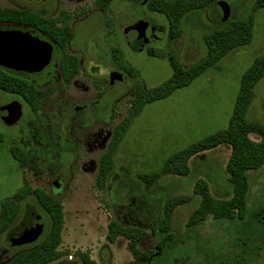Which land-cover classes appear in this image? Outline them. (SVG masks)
I'll list each match as a JSON object with an SVG mask.
<instances>
[{"label":"rangeland","instance_id":"obj_1","mask_svg":"<svg viewBox=\"0 0 264 264\" xmlns=\"http://www.w3.org/2000/svg\"><path fill=\"white\" fill-rule=\"evenodd\" d=\"M219 1L228 5V19H240L250 13L254 0ZM148 3L112 0L103 10L96 0H0V9L44 8L55 16L64 11L71 28L66 52L79 63V72L69 83L57 67L59 50L47 70L20 73L36 87L51 89L36 111L30 110L22 97L0 90V107L20 104L15 120L0 113V215L2 201L19 204L15 218L0 233V264H8L17 251L40 242L49 231L50 218L33 191L23 199L16 196L27 185L52 193L62 204L59 249L70 255L49 264H82L77 251L86 252L97 264H136L125 237L118 236L113 243L106 240L108 223L114 219L143 229L146 234L139 249L155 251L158 236L151 229L156 214L166 199L186 196L189 200L175 206L170 218L171 231L181 244L172 243L162 255L153 257L151 264H264V212L257 215L264 199V163L247 172L244 218L209 216L190 230L185 229V223L200 202L193 192L197 179L207 182L214 197L231 196L225 170L230 146L222 144L202 152V157L191 158L187 175L164 173L151 182L145 177L159 171L173 153L227 126L241 76L264 54V8L252 12L249 43L226 53L187 86L143 106L113 154L109 176L99 184L100 158L114 127L129 115L137 82L146 90L164 82L173 71L170 56L185 68L202 60L207 55L204 36L224 10L218 4L215 9L184 15L178 36L170 39L165 16L151 10ZM13 26L0 24V28L35 32ZM114 49L120 50L124 65L132 67L134 75L122 69L112 54ZM113 72L121 73L122 80L111 82ZM246 118L264 123V75L254 86ZM249 137L259 139L255 134ZM49 142L56 149L51 153L45 151ZM12 147L24 152V165L12 156ZM36 216L43 220L40 237L33 243L14 244Z\"/></svg>","mask_w":264,"mask_h":264},{"label":"trees","instance_id":"obj_2","mask_svg":"<svg viewBox=\"0 0 264 264\" xmlns=\"http://www.w3.org/2000/svg\"><path fill=\"white\" fill-rule=\"evenodd\" d=\"M112 0H97L98 5L106 10ZM219 0H152L151 8L163 14L168 24V37L173 39L180 32L181 20L188 13H201L211 7L217 8ZM264 8V0H254L250 7V13L240 19L216 17L214 26L204 36L207 55L197 63L184 67L173 56L168 58L172 74L158 86L146 90L140 82L134 88V97L131 101L129 115L121 121L112 132L108 148L100 158L98 169V181L102 185L109 176L113 167V154L129 127L131 120L149 102L159 100L170 95L175 89L187 86L206 69L216 63L229 51L250 42L253 31L254 17L252 12ZM222 17V19H221ZM62 24L46 18L28 9L5 8L0 9V23L27 25L46 33L55 40L61 50L58 62L59 72L65 83H69L79 70L78 60L74 55L66 52V45L71 36V28L68 25V16H62ZM151 53V51H149ZM113 56L122 69L130 75L135 70L125 66L119 49L112 51ZM264 75V54L254 59L253 63L243 73L240 79L239 92L236 96L232 113L225 128L219 129L203 138L193 142L187 147L173 153L163 162L159 171L145 174L146 181L151 182L160 174L187 175L190 172L188 161L196 156L202 157V152L216 148L222 144L230 146V155L225 165L226 181L231 188L229 198L220 199L210 193L207 182L199 178L194 184L193 192L200 196L198 206L189 215L185 229L190 230L201 224L211 216L213 219H242L246 213V194L248 192L249 170H255L264 163V123L246 118V111L251 101L255 84ZM52 88V87H51ZM0 90L22 97L30 110L36 111L40 101L49 91L47 88H38L20 73L0 67ZM249 134H255L258 140H253ZM12 156L19 165L26 163L24 152L18 148H11ZM145 180V179H144ZM33 191L37 202L50 218V228L47 235L38 243L17 251L8 264H49L63 256H68L69 251L59 249L61 244V230L63 227V211L61 201L41 189H31L28 185L16 192L18 198H25ZM189 197H171L164 201L161 211L156 214V224L152 227V234L156 233L158 240L156 250H140L138 243L146 232L135 225H123L117 220L108 223L106 240L113 243L118 236L127 239V248L136 264H151L153 257L160 256L165 249L176 241V237L170 228L171 213L175 206L186 203ZM2 213L0 215V233L11 224L15 218L19 204L15 200L2 201ZM264 212L263 205L257 215ZM82 264H97L86 252L77 251Z\"/></svg>","mask_w":264,"mask_h":264},{"label":"water","instance_id":"obj_3","mask_svg":"<svg viewBox=\"0 0 264 264\" xmlns=\"http://www.w3.org/2000/svg\"><path fill=\"white\" fill-rule=\"evenodd\" d=\"M224 9L223 19L229 14L228 5L219 1ZM52 56V45L27 30L18 28H0V67L17 72H39L49 62ZM122 80V74L111 73L110 81ZM19 106L6 104L0 107V113L8 120H15L19 114ZM43 220L36 216L28 231L14 241V244H29L35 242L43 233Z\"/></svg>","mask_w":264,"mask_h":264},{"label":"flooded vegetation","instance_id":"obj_4","mask_svg":"<svg viewBox=\"0 0 264 264\" xmlns=\"http://www.w3.org/2000/svg\"><path fill=\"white\" fill-rule=\"evenodd\" d=\"M44 3H47L48 2V0H42ZM149 1V7H150V9L151 10H153L152 8H151V6H150V3H151V1L150 0H140V3L141 4H145L146 2H148ZM96 2H97V0H96ZM138 2V1H137ZM98 4V3H97ZM100 7V6H99ZM101 8V7H100ZM102 9V8H101ZM29 10V9H28ZM104 10V9H103ZM30 11H32V10H30ZM33 12H35V13H38V14H40V15H42V16H44V17H46V18H50L51 20H54V21H56V23L58 24V25H61L62 24V22H63V20H62V16H63V12L64 11H60L59 13H58V15H52V14H49L50 12H49V10H46V9H44V8H42V9H38L37 11H33ZM61 23V24H60ZM1 24V23H0ZM5 24H10V23H5ZM12 25H14L13 27H15V25L16 24H12ZM20 26H24V27H28V28H32L31 26H27V25H20ZM156 28H159V25L158 26H156ZM161 28V27H160ZM2 29H6V28H2ZM33 30H35V32H33L32 30H30V29H24V30H27V31H29V32H31L32 34H34V35H38L41 39H44V40H46V41H48L51 45H52V56H51V59H50V62L42 69V70H40L39 72H32V73H35V74H37V73H40V72H42V71H44V70H47L48 69V67L50 66V63H51V61H52V58H53V56H54V52H55V50H59V51H61L59 48H58V46H57V44H56V42H55V40L54 39H52L51 37H49L46 33H44V32H41V31H38V30H36V29H34V28H32ZM41 34V35H40ZM61 56V55H60ZM60 59V58H59ZM59 62V61H58ZM79 64V63H78ZM57 67H58V64H57ZM58 70H59V68H58ZM11 71H14V70H11ZM14 72H16V73H29V72H17V71H14ZM78 72H79V70H78ZM77 72V73H78ZM121 74V73H120ZM62 76V75H61ZM74 78V77H73ZM72 78V79H73ZM62 79H63V77H62ZM71 79V80H72ZM64 80V79H63ZM117 80V79H116ZM115 81V80H114ZM65 82V81H64ZM109 84L110 85H112L111 84V82H109ZM8 104H10V105H12V106H14V107H16L17 105L19 106L20 104H16V105H14V104H11V103H8ZM82 108V106H77L76 107V109H81ZM62 141H60V143H61ZM50 144L49 145H46L45 146V151H47V152H49V153H51L52 151H55L56 149H54L53 148V145L51 144V142H49ZM52 194V193H51Z\"/></svg>","mask_w":264,"mask_h":264}]
</instances>
